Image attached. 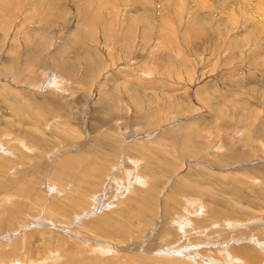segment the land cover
<instances>
[{"label":"rangeland","instance_id":"rangeland-1","mask_svg":"<svg viewBox=\"0 0 264 264\" xmlns=\"http://www.w3.org/2000/svg\"><path fill=\"white\" fill-rule=\"evenodd\" d=\"M98 1L0 0V264H264V0Z\"/></svg>","mask_w":264,"mask_h":264},{"label":"bare ground","instance_id":"bare-ground-1","mask_svg":"<svg viewBox=\"0 0 264 264\" xmlns=\"http://www.w3.org/2000/svg\"><path fill=\"white\" fill-rule=\"evenodd\" d=\"M96 2V1H95ZM99 1L97 0V5L98 4H100V3H98ZM198 2V1H197ZM89 3V2H88ZM102 3V2H101ZM87 4V3H86ZM198 4V3H197ZM94 7V6H93ZM99 7H101L100 5H99ZM260 8V7H259ZM262 8V7H261ZM83 11V10H82ZM228 13V12H227ZM236 15V14H235ZM147 17V16H146ZM90 18V17H89ZM88 17H86V19H88V20H90ZM85 19V20H86ZM136 20H139V19H136ZM143 20V19H142ZM95 21V20H94ZM145 21V20H144ZM191 21H205V20H203V19H201L200 20V18L199 17H197V19H193V17H192V19H191ZM89 22V21H88ZM188 34V33H187ZM188 37H189V35H188ZM187 38V37H186ZM68 68H69V66H68ZM68 68H65L64 70H66V71H70V69H68ZM65 71V72H66ZM189 149H191V143L190 144H185V146H184V152L186 151L187 152V150H189ZM100 151H102V150H100ZM185 152V153H186ZM188 153V152H187ZM186 155V154H185ZM75 158H73V160L72 159H70V157L68 158V159H66L64 162H63V165H62V167H63V169H64V172H67V173H72L70 170H72V169H74L75 167H77L78 165H76V163L78 162L77 161V159H75ZM81 159V158H80ZM82 162V161H81ZM76 165V166H75ZM80 165V164H79ZM183 166V165H182ZM78 168V167H77ZM191 168V167H190ZM199 169V168H198ZM75 171V170H74ZM74 175V174H73ZM73 175H71V176H73ZM80 177H81V175H80ZM62 181V180H61ZM177 186V185H176ZM53 187V186H52ZM151 190V189H150ZM177 190H175V192H176ZM144 193H151L150 194V196L147 198V197H145L144 195H142V194H140L139 195V197L142 199V201H144V204L142 205V207H144L145 208V210L142 212V213H140L141 215H142V217H145V221H149L150 222V220H151V218H152V216L153 217H155L156 216V213L154 212V209H155V206H156V201H157V199H158V196H157V194H156V191L155 190H152L151 192H144ZM175 197V195L172 197V199L171 200H173V198ZM171 200L170 201H168L167 202V205H166V209H165V215H172V211H173V209H174V204L172 203V202H174V201H172L171 202ZM71 203H73L72 201H71ZM128 206V205H127ZM249 208V207H248ZM69 208H67L66 210H68ZM119 209V214H120V216H121V218H122V213H124V212H126L127 210L126 209H122V210H120V208H118ZM117 209V210H118ZM132 211H136V210H129V215L127 216V219L129 220V217L132 215ZM118 212V211H117ZM107 213V212H106ZM126 215V214H125ZM167 216L168 218H170V217H172V216ZM133 216V215H132ZM103 218H105V217H103ZM106 220H107V218H105ZM102 221V223L100 222V224L102 225V226H104L106 229H107V231H104V230H99V232H102V233H104V234H106L107 235V233L109 234V233H116L117 234V236H121L122 235V232L120 231V230H115V228L113 227V226H111V225H109L108 224V222L107 221ZM111 222H113L112 220H110ZM114 222H116L117 224L119 223V224H121V223H123V220H121V219H117V220H115L114 219ZM118 224V225H119ZM125 225V224H124ZM121 227V226H120ZM128 228V227H127ZM119 229H121V228H119ZM123 229V228H122ZM164 229H162L161 231H163ZM164 232V231H163ZM101 233V234H102ZM167 233L168 232H165L164 234H166L165 236H167ZM170 233L172 234V232L170 231ZM103 234V235H104ZM162 235H163V233H161ZM160 236V235H159ZM111 237V236H110ZM119 238H121V240H122V238L123 237H119ZM158 239V238H157ZM32 240V239H31ZM47 240V239H46ZM20 242V241H19ZM15 244V243H14ZM17 244V243H16ZM0 248H2V245H0ZM161 251H164V250H161ZM225 252V251H224ZM166 253H168V252H166ZM164 254V253H163ZM142 258V260H138L140 263H142V264H148V259L144 256V257H141ZM166 261V260H165ZM168 263H171V262H168ZM167 264V263H166ZM172 264V263H171Z\"/></svg>","mask_w":264,"mask_h":264}]
</instances>
